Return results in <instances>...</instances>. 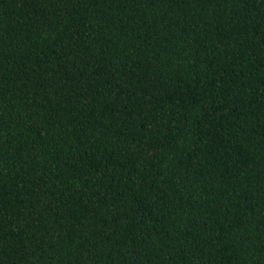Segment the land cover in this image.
Wrapping results in <instances>:
<instances>
[{
	"label": "trees",
	"instance_id": "obj_1",
	"mask_svg": "<svg viewBox=\"0 0 264 264\" xmlns=\"http://www.w3.org/2000/svg\"><path fill=\"white\" fill-rule=\"evenodd\" d=\"M0 264H264V0H0Z\"/></svg>",
	"mask_w": 264,
	"mask_h": 264
}]
</instances>
